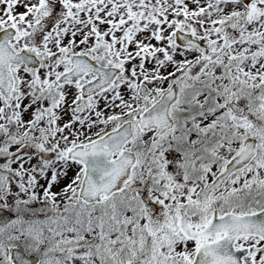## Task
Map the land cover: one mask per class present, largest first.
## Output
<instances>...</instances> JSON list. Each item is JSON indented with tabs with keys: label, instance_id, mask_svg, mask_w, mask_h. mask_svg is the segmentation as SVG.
Listing matches in <instances>:
<instances>
[{
	"label": "snow or ice",
	"instance_id": "6c2138e0",
	"mask_svg": "<svg viewBox=\"0 0 264 264\" xmlns=\"http://www.w3.org/2000/svg\"><path fill=\"white\" fill-rule=\"evenodd\" d=\"M0 264H264V0H0Z\"/></svg>",
	"mask_w": 264,
	"mask_h": 264
}]
</instances>
